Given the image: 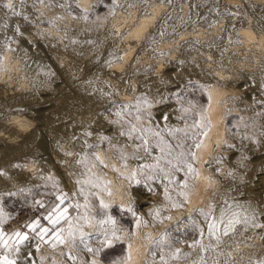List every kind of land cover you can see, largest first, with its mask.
I'll use <instances>...</instances> for the list:
<instances>
[{"label": "bare ground", "instance_id": "6f19581e", "mask_svg": "<svg viewBox=\"0 0 264 264\" xmlns=\"http://www.w3.org/2000/svg\"><path fill=\"white\" fill-rule=\"evenodd\" d=\"M72 1L83 13L93 3V0ZM126 1L128 2V4L126 3L128 8L124 7L125 2L122 1L123 6H121V0H114L112 6L104 13L94 14L93 22H89L90 19L87 20V18L85 19L87 20L86 23H83V21L82 23L76 22L78 29L65 36L60 30L53 29L50 26L51 28L45 27L42 30V35L36 41H32L33 38L30 39V37L23 35L20 40L21 44H8L10 48L4 46L6 48L0 54V75L4 80L0 81V117L3 118L2 116H4V120L0 122V191L32 182L37 174L40 177L54 171L59 184L68 188L71 195L84 208L86 207L89 210L94 207L106 209L117 204L121 209L131 208V212L135 214L139 215V213L144 212L146 215L153 216V218L156 217L160 220L159 227H155L156 229L146 227V225L141 228L137 225L138 220H136L133 236L128 239L123 238V236L119 238L120 241H125V253L120 264H143L150 236H157V232L168 226L172 219L176 220L180 216L188 215L195 209L197 211L207 209L205 207L211 199L212 189L220 186L223 193L226 196L229 194V196L221 204H217L216 208H211L212 211L208 213L207 217L204 216L199 219V225L203 228L207 239L215 243H217V236L220 238L219 241L226 240L223 242H227L233 237L236 240V236H240V239L236 240L238 244L231 242L232 248L239 255L240 263L261 264L260 262L264 261V249L259 248L261 245L258 247L255 237L258 233H262V227L252 226V228H249L251 233L245 237H242L241 234L246 232L245 230L249 226L251 227V223L248 225L236 224L235 230L230 231L227 236L223 235V228L233 212L240 213L239 219L243 221L244 216L251 215L254 209L257 215V223L264 215V188L263 193L260 195L254 193L250 187L254 179L257 176L260 177V174H262L260 179L264 185V136L261 134L263 130L260 129V134H254L250 138L244 135L243 138L240 136L242 138L240 142H238L239 139L234 141L233 133L231 134L229 130L234 126L238 129L239 126H244L243 124L248 121V110H251L250 107L255 102L254 100L252 103L251 100L256 88L253 81L257 79V74L260 71L257 72V69H263L259 67V64L263 65L264 63V0H242L240 2L243 4V12L254 16L253 21H256L258 26L256 31L249 24L247 14L235 12L240 11L239 5H237L239 3L236 0H192L193 6L190 7L188 18L183 16L185 15L183 14L184 10L186 11L188 7L187 5V7H178L177 12H173L172 6L175 0L164 1L170 3L172 5L170 7H167L163 1V3L159 0L147 1L148 3L144 2L138 10L137 6L132 5L141 0ZM9 2H12V0H5V2L0 3V14H2L0 18V35L4 32L8 21L4 17L7 8L3 5ZM41 3L36 5L37 8L34 6L36 8H33L35 13L40 12V8L44 6ZM10 23L7 25H10ZM60 26L62 25L60 24ZM88 29L94 31H91L90 35L94 34L91 35L92 38L90 37L92 40L89 45L84 47L86 45L82 46L81 34L84 31L87 32ZM64 40L73 47L75 54L79 53L80 57H69V59L64 58V60L61 58L62 56L60 57L57 53L52 52V49V51L45 49L50 45L60 43V41L64 43ZM30 45L36 50L33 49L34 53L29 55L24 54L23 52L29 51L24 49ZM188 70L195 74L192 78L194 80H196L195 77L197 78L196 81L200 85L199 92H202L205 102L197 104L195 107L197 117L196 122L194 121L195 124H191V121V125L186 126L184 123L178 126L175 124V119L182 118L184 111L179 112V116L176 118L178 112L173 113L170 110V102L167 101V98L170 97H167V93H169L171 86L175 85L178 80L181 81L184 72ZM260 74H258V78L261 76ZM60 78L61 80L63 78L69 89L79 96L88 97L98 105L111 103L122 109L126 114L131 113L132 117L134 116L133 119L129 121L126 115L125 118L128 119L132 127L140 128L137 131L139 132L138 135L134 137L137 141L141 138L146 139L147 135L151 134L154 125L151 124L152 122L149 123V119L159 121L160 124L158 125H162V129L159 130L170 136L180 132L176 130H182L181 132L187 134L197 133L200 139H198L194 151L192 150V155L190 154L191 159L188 161L192 170H189V165L187 168L188 171L193 173L194 178L189 179L187 175L188 180L184 179L185 177L183 178L186 180L184 183L187 187L181 189L184 186L182 184L180 188L181 193L186 194L185 196L180 195L181 198L178 197L182 204L181 209L173 210L168 215L169 213L165 211L168 209V203L172 201H170L169 191L167 192V189L163 191V187H161V190L159 189V186H162L158 185L159 180L155 182L153 180L152 182L148 181L150 173L155 174L162 161L171 163L177 161L178 164L179 161L172 158L174 157L172 156L173 152H171L174 148H172L173 145H170V148L163 135H159L160 139L162 138L164 141L163 144H159L161 149H157L158 158L156 157V159L146 154V156L139 155L133 159L130 158L129 152L124 149H120L118 152H115V149L112 152L110 148V150L103 151L99 146L94 148L95 152L89 159L87 152H84L85 150L84 153L80 148V150H77V146L80 144L77 140L79 139L78 136H81L80 131L90 127V114L88 113V118L86 115H81L78 118L77 113L80 114V103L70 96L57 101L51 87L56 83L59 84ZM260 79L263 80V78ZM26 86H29L28 89ZM240 87L247 88H244L245 93H240ZM260 89L263 91L264 86L259 85ZM170 93L172 94V92ZM138 98L146 99L147 103L141 101L138 104ZM31 108H38V111L39 108L44 110L42 118L39 117L40 114L38 113L39 118L37 119L39 120L37 123H34L36 117L28 114L31 112ZM83 111L85 113V110ZM185 121H188V119ZM115 128V124H109L106 131L112 132ZM141 129H150V131H141ZM153 131L155 133L157 130ZM157 133L159 132L157 131ZM164 133L160 132V134ZM239 133L241 132L239 131ZM234 135L236 138V135L239 136L240 134L236 133ZM177 140L179 139L177 138ZM150 145L152 146L149 143ZM197 145L199 146L197 147ZM248 145L254 151H251V158L248 157V150V153L241 150L243 147L248 148ZM175 149H178L177 146ZM139 152L141 154V150ZM253 153L255 158L257 155L259 158H263L258 159L257 157L258 161H256ZM38 156H43L42 159L45 162H42V165L40 164L37 174L32 173V170H34L32 162H28L27 165L23 166L17 165V167H14L15 170L11 165V162H20L23 157L33 158L32 160H34ZM150 162L152 164H149ZM177 166L180 168H182L181 166L187 167L185 163L184 165L180 163ZM5 170L6 172H4ZM186 173L187 171L184 174ZM150 176L152 177V175ZM173 184L175 183L173 182ZM178 189L173 191L178 192ZM166 192L170 199L165 198ZM101 202L105 207H102ZM222 209L225 212L224 224H219L215 235H209L208 224L219 221ZM157 212L159 215H157ZM73 229L74 224L70 223L64 239H68L69 233ZM244 238H249V240H246L248 244ZM198 244L200 245L190 252L191 255L189 253L190 257L178 264H193L194 261H197L198 259L193 258L192 252L194 255L196 254L195 257L197 255L203 257L207 264H212L214 260L218 261L219 264H230V255L224 251L225 249L222 250L223 248L220 247V250L207 254L203 250L206 249V245L201 244V242ZM18 248L19 251L14 255L20 259L19 261L27 258V261L24 262H30V264H47V258H50L48 256L52 257L53 262L64 263V257L61 259L60 253L65 252L69 259V253L73 252L68 241L57 250H51L44 246L42 242L33 238L20 244ZM185 256L188 255L185 254ZM91 261L95 264H102L96 257H92Z\"/></svg>", "mask_w": 264, "mask_h": 264}, {"label": "rangeland", "instance_id": "374dc122", "mask_svg": "<svg viewBox=\"0 0 264 264\" xmlns=\"http://www.w3.org/2000/svg\"><path fill=\"white\" fill-rule=\"evenodd\" d=\"M66 1L67 0H65V1L64 0L63 1L62 0H24V4L21 5L20 0H12L11 3L15 6V10L17 12H19L21 15H14L15 16L14 17L12 14V10L7 9L6 16H4V17H6V19H8V21L6 20L7 24H9V22H11V23H10V25L6 24L4 32L0 35V38H1L0 39V54L3 52V50H5L6 47L10 48L9 45H13L16 43L21 44L20 40L23 37V35L30 37V39L33 38L32 41L38 40L43 33L42 30H44L45 27L51 26V27H53V29L60 30L62 33H64V36L66 34L71 33V32H75L78 29V27H76L77 26L76 22L82 23V21H83V23L84 22L86 23V21L88 19L91 20V21L88 20L89 22H93L92 20H94V16H95L94 14L104 13L109 7L112 6V2L114 0H96V1L93 0L92 1L93 3H91L89 8H88L89 10L87 9V11L85 13L81 12V10L75 5L74 1H72V0L67 1V2ZM122 1L125 2L124 3V7H125L126 3L128 4V2L126 0L125 1L121 0V6H123ZM141 1L136 2L134 4L132 3L133 4L132 6H134V7L137 6V10H138L140 7H142V4H144V2L148 3L147 1L151 2L153 0H141ZM159 1L164 2L166 0H159ZM236 1H237V3H239L237 5H239L238 8H240V11L237 10L235 12H237V13L241 12L244 15L247 14L246 16L247 17L249 16V18H248L249 24L251 26H253L252 28L256 31V29H258V26H257V22L253 21L255 19L254 16L252 14H248V13L243 12V9H242L243 4L240 3V2H242V0H236ZM3 2H5V0H0V3H3ZM40 2L43 3L44 6L43 5L42 6L44 8L43 7L40 8L41 13L40 12L35 13L34 11L37 8L36 5H39ZM96 2H97V4H96ZM130 4L131 3L129 2V5ZM164 4H166L167 7L172 6L168 2H164ZM168 4H170V5H168ZM181 6L187 7V9H186L187 12L185 10L183 12V14L186 15V16L185 15H183V16L186 18L190 13V10H191L190 7L193 6L192 0H175L173 3V6H172L173 12H175L176 9L178 7H181ZM126 7L128 8V5ZM33 8H35V9H33ZM38 8H39V6H38ZM43 14H44V16H42ZM48 15H50V16H48ZM1 16H2V14H0V18H1ZM84 16H85V18H83ZM24 17H27V19H25ZM46 17H48V18H46ZM86 18H87V20H85ZM77 20H79L80 22ZM60 24L62 26H60ZM87 24H91V23H87ZM57 25H59V26H57ZM68 25L69 26L71 25L70 26L71 28ZM63 27H65V28L63 29ZM17 28L19 29V31H17ZM65 29H66V31H65ZM89 31H90V29H88L87 32L84 31V33L81 34V39H83V40H81V43L82 42L84 43V44L82 43V46L86 45L84 47H87L89 45V43L92 40L91 35L94 34V33H92L90 35L91 31L92 32H94V31L93 30H91L90 32ZM95 34H96V31H95ZM4 35H6V36H4ZM220 35H221V32H220ZM87 37H89V38H87ZM14 41H15V43H14ZM62 42H63V39H62ZM62 42L60 41V43L58 42L59 44L57 43L56 45H53V46L50 45L49 47H47L45 49L48 51L53 50L52 52L57 53V55L60 57L62 56L61 58H63V59L64 58L69 59V57L74 58L75 56H76V58L80 57L78 55L79 53L75 54V50H73V47L71 45H69L67 42H65V40H64V43H62ZM5 45H6V47L4 48ZM68 46H70V47H68ZM61 47H63V48H61ZM27 49L29 51H26V53L25 52H23V53L28 54V55L31 53H34V51L36 50V49H34V47L32 45L28 46L24 50H27ZM33 49H34V51H33ZM251 53H253V52H251ZM251 62L254 63L253 61H251ZM259 65H260L259 67L263 68V69H257V72H258V70H260L258 72V74L261 73L260 74L261 76H259V78H258V74L256 73L257 77L256 76L255 77L257 79H255L253 81V83L256 84L255 85L256 88L254 91L255 93L251 97L253 99H251V100H252V103L254 102V100H255V102H254V104L251 105V107H250L251 110L250 109L248 110V114H249L248 115V121L245 124H243L244 126L241 125L243 128L241 126H239L241 128V129L239 128L240 130L238 129V127L234 128L235 126L229 128L231 134L233 133L232 137H233L234 141H235V139H236V141H238V139H239L238 142H240L241 141L240 139L243 138V135L245 137L250 138L254 134H257V133L260 134L262 132L261 134H262V136H264V132H263L264 131V129H263V127H264V90L263 91H262V89L259 90V85L261 87L264 86V84H263L264 83V75L262 76V74H264V71H263L264 70V67H263L264 63H263V65H261V64H259ZM259 67H257V68H259ZM189 72H190L189 70L185 71L184 72L185 74H183V76H182L183 78L181 77L182 82L180 80H178V82H176L175 85L171 86L169 93H167L168 94L167 97H170V98H167L168 99L167 101L170 102L169 103L170 104V110L173 111V113L178 112L176 118H178L179 112H181L182 110L184 111L182 118L179 117L178 119H175V124H177L178 126H181L184 123H185L184 125H186V126L191 125V124H195V122L197 120L196 113H195V107L197 104H203L205 102L204 97L202 95V92L201 91L199 92L200 85L196 81L197 78L195 77L196 80L193 79L195 74H193L191 72L189 74ZM190 77H191V79H190ZM260 78H263V80ZM256 80H257V82L259 81L258 84H257V82H255ZM0 81H4L2 79L1 75H0ZM194 81L197 83H195ZM64 82H65V80L63 78L61 80V78H60L59 84L56 83L51 87L52 93L54 94L55 98H57V101L61 100L62 98H65L67 96H70L72 99L74 98L76 102L80 103L79 104V107H80L79 111L80 112L78 111L80 114L77 113L78 118H80L81 115H84V116L86 115L88 118L89 114H90V117H89V120L91 123L89 125L90 127H86L84 129H82L79 133L81 136H78L79 141L77 140V142L80 143L77 146L78 147L77 150L81 149L82 153L87 152L86 154L89 156V159H91L92 154L95 152L94 148L98 147V146L103 151H106L109 148L112 150V152L114 151V149H115V152H118L120 149L121 150L124 149V150L129 152V156H131L130 158H133V159H135L139 155H141V156L150 155L151 157H154L156 159V157L158 158V154H157L158 150L161 149V147H159L160 146L159 144H163L164 139L166 140V142L168 143L167 145L170 148H171L170 145H173L172 148L174 147L173 148L174 151L171 150V152H173L172 156H174V157H172V158L178 160L182 165H184V163H185V166H187V167H184V166H181L182 168L178 167L177 165L180 163L178 162V164H177L176 163L177 161L173 162V163L167 162V161H165V162L162 161V163L159 164V168L157 169L158 171L156 170L157 173L155 171L156 176L159 178H157L155 176V174L150 173V175H152L153 179H151V181H150V179H148V181L152 182V180H153V182H155L156 180L157 181L159 180L158 185H162V186H159V189L161 190V187H163V189H162L163 191H164V189L165 190L167 189V192L169 191V196L171 197L170 201L171 200L172 201L170 203H168V207H167L168 209H166V211H165V212L169 213L168 215H170V212L172 213L173 210L181 209L182 204L180 202V198H181V196H180L181 191L180 190L183 188H186L184 186L182 187V184L183 185L186 184V183H184V181L188 180L187 176L189 179L191 177L194 178L193 173L188 171L187 168L189 165L188 161H190V159H191L192 152L195 149V146L198 142V139H200V137L197 135V133L195 134L194 132H191V133L187 134V133H183L180 131V132H178V134L175 133L176 135L172 134L170 136V135L164 133L162 130H159L160 128L162 129V125L161 126L158 125V124H160L159 121L157 122V120L149 119V121H150L149 123L152 122L151 124L154 125L153 126L154 129L152 128L151 134L147 135L148 137H146V139L141 138L142 140L140 139L137 141L134 139V137H135V135L136 136L138 135L139 132H137V131L140 128L137 127V128H135L137 130L132 131L133 127H132V125H130L131 123L129 121L131 119H133L134 116L132 117L131 113L126 114V112H124L122 109L118 108L116 105H113L111 103H106L105 105H98V104L94 103L93 101H91V99H89L88 97H86L87 98L86 99L85 97H82V96H79L78 94H75L71 89H69L68 84L66 82L65 83ZM194 83L197 85V87ZM198 86H199V88H198ZM26 87L28 89L29 86H26ZM26 87H25V89H26ZM244 88L247 89L246 87H244ZM244 88L240 87V89L243 90L242 92L240 90V93H245ZM257 88H258V90H257ZM54 89H56V90H54ZM60 89H61V91H60ZM195 89H197L199 93ZM68 91H70V92H68ZM50 92H51V89H50ZM170 92H172V94ZM69 93H70V95H69ZM260 96H262V97L260 98ZM84 98H85V100H84ZM87 105H90V106H87ZM83 108H85V109H83ZM187 108H188V111H187ZM34 109H36V110H34ZM39 109L40 110L38 111V108H33V109L31 108L30 109L31 112L28 113L29 115L36 117V119H34V123L35 122L37 123L39 120L37 118H39V117L42 118V115L44 114V110L41 108H39ZM115 109H117L116 112H115ZM83 110H85V113ZM119 110H122V111L120 112ZM109 111H111V112H109ZM90 112L91 113L93 112L92 113L93 116L91 115ZM122 112L125 114H123ZM38 113L40 114V116ZM116 113H120V115L118 116V115H116ZM106 115H108V116L106 117ZM110 115H112L113 117H111ZM125 115L129 119V121H128V119L125 118ZM184 115H185V117H184ZM2 117L3 118L0 117V122L4 120V116H2ZM111 118H112V120H111ZM183 118H184V120H183ZM92 119H94V120H92ZM170 119H172V117H170ZM187 119H188V121H185ZM191 121H192V123H191ZM109 124H115L116 125V128L114 130L115 132L114 131H112V132L106 131L107 130L106 128H108ZM155 126H156V129H155ZM157 126H158V128H157ZM231 126H233V125H231ZM129 127L131 128V130ZM123 129H125L126 131ZM260 129L263 131H261ZM94 130H96V131H94ZM153 130H157L159 132L158 135L154 136ZM257 130H258V132H256ZM102 131L104 132V134ZM129 131H132V135H133L132 137H129L127 134L121 136L122 132L126 133ZM157 131H155V133H157ZM235 131H238V132H235ZM239 131L242 134L239 133ZM259 131H261V132H259ZM160 132L164 133V134H160ZM192 133H193V135H192ZM236 133L240 134V135L239 136L236 135V138H235L234 134H236ZM108 134H109V136H108ZM91 135H92V137H91ZM159 135L160 136L163 135L164 139L163 140H162V138L160 139ZM117 136H119V137H117ZM156 136H158V137L156 138ZM149 137H150V140H149ZM166 137L168 140L166 139ZM152 138H153V140H152ZM177 138L180 141L177 140ZM144 140L147 141V143H148V144L146 143V146H145ZM161 140H162V142H161ZM142 141H144V142L142 143ZM151 141H152V143H151ZM169 141H171V142L169 143ZM71 142H73V141H71ZM154 142L157 143L156 144L157 146L155 145ZM81 143L82 144L84 143V144L82 145ZM118 143H121V144H118ZM149 143L152 144V146L151 145L149 146ZM123 144H124V146H123ZM74 145H76V144H74ZM131 145H132V147H131ZM79 146H81L82 148ZM176 146L178 149H175ZM248 146H247L248 148L243 147V149H241V150L242 151L244 150V152H247V153L249 151L248 157L251 158L252 155H250V154L254 151L252 150V147L250 145H248ZM146 148L147 149L152 148V149H148V151H145ZM140 150H141V154L139 152ZM177 151H179V152L177 153ZM148 152H150V153H148ZM154 152H156V153H154ZM175 152H176V154H175ZM181 152L183 153L182 156H181ZM184 153H185V155H184ZM177 154L179 157L177 156ZM254 156H255V154L253 153V157ZM42 157L38 156L35 158L36 160L35 159L32 160L33 158H29V157H23V158H21L20 162H14V163L11 162V165L13 166V169H14V167H17V165L23 166V165H27L28 162L29 163L32 162L34 165V170H32V173L35 172L34 174H37L39 172L38 167L40 166V164L41 165L43 164L42 162H45L44 159H42ZM257 157H258V155H257ZM257 157L256 158L254 157L256 161H258V159H260V158L261 159L263 158V157H260V158L258 157V159H257ZM39 158H40V161H39ZM186 159H187V161H186ZM181 160H182V162H181ZM169 163H170V165H169ZM47 164H48V162H47ZM149 164H152V163L150 162ZM171 164H172V166H171ZM167 166H168V168H167ZM176 169H178L180 172ZM185 169H187L186 171L189 174H187V173L184 174L186 171H183V170H185ZM4 172H6V170ZM52 172H49L48 174H45V175L43 174L40 177H39V174H37V175H35L37 177H35L32 180V182L30 181V182L25 183L23 185H18V187L16 186V187H12V188H7L5 190L0 191V232L3 233V240L7 242L6 244L0 243V256L6 255L9 259H15L16 264H24L27 261V258L26 259L24 258L23 261H19L20 259H18L14 255L15 253H17L16 251H14V249L16 247L20 246V244L17 243L18 238L14 234L16 232H20V233L27 234L28 239L33 238V239L39 240L40 242H42V244L44 246H46L47 248H49L51 250H57L61 245H63L66 241H68V244L70 245V247L73 250V252L69 253V257L70 256L74 257V259H70V258L68 259V257L65 255L66 253L61 252L60 253L61 259L64 257V259H63L64 263L53 262L52 257L48 256L50 258H47L49 260V261L47 260V262H46L47 264H72V263L73 264H93V262L91 261L92 257L98 258L102 264H113L114 262H115V264H120V262L122 261L121 259L123 258L124 253H125V251H124L125 250V244H124L125 241H120L119 239H111L110 240L111 244H110V242L102 243V241L105 240V233H107L109 235V237H111V233L115 230L116 232L115 231L114 232L118 238L123 236V238L128 239L129 237L133 236V234H134V228H135L134 226H135L136 220H138L137 225L141 226V228L144 227L145 225H146V227H150L152 229H156L155 227H159L160 220L157 219L156 217L153 218V216L151 217L148 214L146 215V213H144V212L139 213V215H138V214H135L131 211L129 212V209H126V210L121 209L117 204L111 205L110 207H108L106 209L94 207L92 210H89L86 207L84 208V206L79 204V202L71 195L70 191H68L69 190L68 188L61 186L59 184V182L57 180L58 179L57 175L55 174L54 171H52ZM180 174H181V176H180ZM150 175H149V177H151ZM158 175H160V176H158ZM261 176H262V174H260V177ZM260 177L257 176L254 179L255 182L253 181L250 187L252 188L254 193H256V194L259 193L261 195V193H263L262 190L264 188V185H263V182L260 179ZM183 178L186 180H184ZM160 182H161V184H160ZM173 182L176 184V186H174L175 184H173ZM168 185H169V187H168ZM170 185H172V186H170ZM20 186H21V188H20ZM175 188L176 189L179 188L178 189L179 191L174 192L173 190H176ZM218 188H215L216 190L213 188L214 191L212 189V194L210 195L211 199L209 198L210 200L207 204V207H205L208 210L204 208L205 209V210H203L204 213L207 212L206 214H208L209 212H211L212 211L211 208L214 209L213 207H215V206L217 207L219 204H221L227 198V196H229V194H227V196H226V194L223 193L220 186ZM177 194H179V195H177ZM58 196H61L64 198V203L62 205H60V210L67 208V213L65 214V218L61 219L60 222L57 225H55V232L62 236L64 243H59L56 240L55 235H53V225H51L48 222V220L44 219V217H46L49 214V212H51L53 207L60 203V201L57 199ZM172 197H173V199H172ZM178 197H180V198H178ZM174 204H179L181 206L174 207L173 206ZM41 205H43V206H41ZM174 208H176V209H174ZM132 213H133V215H136V216H133ZM191 213H189L188 215L186 214V215L180 216L176 220L172 219V221H171L172 223L170 222V224H168V226L159 230L157 232V236H155V237L150 236V238H149L150 240H149L147 251H146L147 256L145 255L143 264H156V263L157 264H165V262H166V264L182 263L183 260L190 257V255H191L190 252L192 250H194L196 246L200 245V244H198L200 242H201V244L206 245V249H207L206 253L207 254H212V253H214V251L216 252V250L218 251L221 248H223L222 250L225 249L224 251L229 253L228 255H230V258H229L230 264H236V263L242 264V263H240L241 260L239 259L238 253L234 250V248H232L233 245H231L232 243L236 244L237 243L236 240L238 241L240 239L239 238L240 236L239 237L236 236V240L234 239L235 237H233V238H231V240L229 239L227 242H223L226 240H223V241L221 240V241H219V243L218 242L215 243V242L211 241L210 239H207V236L205 235L203 228H201V226L199 225V222H200L199 219L203 218L204 216H202L200 214V211H197L196 209L194 211H192ZM194 213L196 216L194 215ZM189 217H190V219H189ZM140 219H142V220H140ZM37 220H39L41 226L49 229L48 234L44 235L43 240L39 239V237L37 236V233L40 231L39 227H37L36 231H33L31 228L27 227L28 225L33 224ZM101 221H103V223H101ZM191 222L193 225L191 224ZM70 223L74 224V229L71 232L73 234V236L69 235L68 239H64L66 232L68 231V227H69ZM258 223L261 225L264 224V215L261 216ZM166 228H167V230H166ZM249 228H252V225H251V227L249 226L245 230L246 232L241 234L242 237L248 236L251 233V229H249ZM248 229H249V231H247ZM201 230H203V235H201ZM261 231H262V233H258L256 235V237L257 236L258 237L257 238L255 237V239L257 241L256 243H258V247L261 245L262 247L260 246L259 248L264 249V227H262ZM81 233L85 234L83 237V242H81ZM165 233H167V235H165ZM73 238L75 240V244H73V242H72ZM249 238H254V237H249ZM249 238L248 239L244 238V240L245 241L249 240ZM247 242L248 241H246V243ZM85 244L88 245V247H91L93 249H100V251L96 254L89 252V251H87ZM107 244L109 246H106ZM228 244H229V246H228ZM177 249H179L178 258L174 255L176 253ZM188 249H190V250H188ZM185 252H187V253H185ZM189 253H190V255H189ZM185 254L188 256H185ZM192 256L195 260L196 259L199 260L201 258V256L198 257V255H197V257H195L196 254L194 255L193 252H192ZM237 256H238V258H237ZM161 257H163V259H161ZM230 259H231V262H230ZM262 262H264V261L262 260L260 263L262 264ZM27 263H25V264H27ZM28 264H30V262Z\"/></svg>", "mask_w": 264, "mask_h": 264}, {"label": "snow or ice", "instance_id": "6c2138e0", "mask_svg": "<svg viewBox=\"0 0 264 264\" xmlns=\"http://www.w3.org/2000/svg\"><path fill=\"white\" fill-rule=\"evenodd\" d=\"M21 2V5L24 4V0H20ZM3 7L7 8V9H10L12 10V14L13 15H21L19 12H17L15 10V6L9 2L5 5H3ZM25 19H27V17H24ZM17 31H19V29L17 28ZM144 102V103H147V100L146 99H143V98H138V104L140 102ZM116 115H120V113H116ZM207 126V125H205ZM135 127H133L132 131H135ZM132 131H129L128 133H121V135H125L127 134L129 137L132 136ZM141 131H150V129H141ZM176 131H182V130H176ZM170 134H172L170 132ZM154 135H158V133H154ZM145 143H147V141H145ZM199 145H197L198 147ZM145 151H148V149L146 148ZM183 155V153H181V156ZM178 170V169H177ZM189 170L191 171V166L189 165ZM152 177H149V179H151ZM184 187H187V185L185 184ZM180 195L182 196H185L186 194L185 193H180ZM165 198L166 199H170V197L167 195V192L165 193ZM57 199L60 201L59 204L55 205L53 207V209L51 210V212H49V214L44 217V219L48 220V222L53 225V235H55L56 237V240L59 242V243H64V240L62 238L61 235L57 234L55 232V225H57L61 219H64L65 218V214L67 213V208H64L63 210H60V205H62L64 203V198L61 197V196H58ZM102 204V207H105V205H103V202H101ZM43 206V205H41ZM174 207H179L180 205L179 204H174L173 205ZM231 207V206H229ZM129 211H131V208H129ZM200 211V214L202 216H205L207 217L208 214L204 213L203 210H199ZM157 215H159V213L157 212ZM239 216H240V213H237V212H233L231 214V216L229 217L227 223L225 224L224 228H223V235L224 236H227L229 235V232L230 231H234L235 230V225L236 224H239V223H243L245 225H248L249 223L252 224L253 227H264V225H261L259 223L256 222L257 220V215H256V212L255 210L253 209L252 212H251V215H245L244 218H243V221H241L239 219ZM224 217H225V212L224 210L222 209L221 210V213H220V219L219 221H213L212 223H209L208 224V232H209V235H215L216 231H218V226L219 224H224ZM101 223H103V221H101ZM27 227L31 228L33 231H36L37 227L40 228V231L37 233V236L39 237V239L43 240V237L44 235L48 234L49 232V229L47 228H44L43 226L40 225V222L39 220L35 221L33 224L31 225H28ZM18 239H17V243L18 244H22L24 242H26L28 240V236L27 234L25 233H20V232H16L14 234ZM70 236H73L72 233H69ZM84 233H81V242H83V237H84ZM165 235H167V233H165ZM201 235H203V230H201ZM111 239H119L115 232L113 231L111 233V237H109V235L107 233H105V240L102 241V243H107V242H110ZM219 237L217 236V242L219 243ZM73 244H75V240L73 238ZM0 243H7L6 241L3 240V233L0 232ZM87 251L89 252H92L94 254L98 253L100 251V249H93L91 247H88L87 245H85ZM203 248V246H202ZM204 251H207V249H203ZM14 251L18 252L19 251V248L16 247L14 249ZM177 258L179 256V249L176 250V253L174 254ZM70 259H74V257H69ZM161 259H163V257H161ZM0 264H16V261L15 259H9L6 255L5 256H0ZM93 264H95V262H93ZM166 264V262H165ZM193 264H207L206 261H204V258L201 257L199 260L197 261H194ZM212 264H219L218 261H213ZM262 264H264V262H262Z\"/></svg>", "mask_w": 264, "mask_h": 264}]
</instances>
